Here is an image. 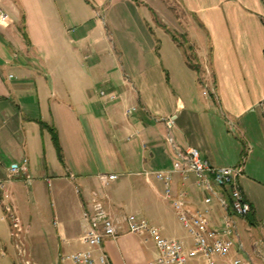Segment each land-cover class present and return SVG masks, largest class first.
I'll list each match as a JSON object with an SVG mask.
<instances>
[{
	"label": "crops",
	"instance_id": "crops-1",
	"mask_svg": "<svg viewBox=\"0 0 264 264\" xmlns=\"http://www.w3.org/2000/svg\"><path fill=\"white\" fill-rule=\"evenodd\" d=\"M1 3L12 23L0 28V198L18 215L31 203L26 213L52 216L55 262L64 261L62 238L72 252L87 248L82 211L94 200L120 224L101 247L112 264L150 260L143 245L152 241L128 231V213L192 247L164 184L144 174L171 168L189 147L218 166L241 159L255 211L241 179L247 157L264 153V0ZM228 124L255 144L237 160L223 153ZM14 163L25 166L16 176ZM111 173L108 184L99 177ZM172 188L201 205L192 174L174 173Z\"/></svg>",
	"mask_w": 264,
	"mask_h": 264
},
{
	"label": "built area",
	"instance_id": "built-area-1",
	"mask_svg": "<svg viewBox=\"0 0 264 264\" xmlns=\"http://www.w3.org/2000/svg\"><path fill=\"white\" fill-rule=\"evenodd\" d=\"M11 23L12 18L0 0V28H6ZM100 94H104V91L101 90ZM260 105L264 121V98ZM136 110V106H131L126 113L132 114ZM168 122L171 124L172 120L169 119ZM169 140L172 141L171 138ZM25 162L26 160L23 164ZM23 164L11 165L13 176L19 175L25 169ZM176 172L184 179L190 174L194 176L195 185L203 194L201 205L192 207L185 191L174 194L172 184ZM242 173L241 162L218 166L205 158L196 147L177 153L169 169L144 171L148 178L153 176L164 184V198L171 203L179 222L193 241V246L186 249L180 239L165 237L146 218L136 213H128L124 217L128 231L143 236L145 241L151 240L154 244L155 254L146 264H189L190 259L200 256L199 264H245L232 255L235 234L238 236L235 216H245L252 211V205L245 197L239 182ZM99 177L108 184L116 180L118 175L100 174ZM3 186L4 183L0 181V189ZM0 206L3 209V218L11 223L10 234L13 236L21 230L20 217L2 198ZM216 210L220 212L218 220L214 219ZM82 219L85 224L80 240L87 248L74 251L62 259L70 260L73 264H112L101 247L105 238L119 235V222L110 216L100 200H94L85 206ZM97 250L99 253L95 255ZM4 255L5 246L0 238V257ZM22 264L40 263L26 259Z\"/></svg>",
	"mask_w": 264,
	"mask_h": 264
},
{
	"label": "rangeland",
	"instance_id": "rangeland-1",
	"mask_svg": "<svg viewBox=\"0 0 264 264\" xmlns=\"http://www.w3.org/2000/svg\"><path fill=\"white\" fill-rule=\"evenodd\" d=\"M255 129L258 137H261L259 123L255 124ZM225 130L221 144L228 159H240L239 153L243 147L247 150L250 146L252 150L255 146L248 134L238 128L233 130L232 124H228ZM241 181L246 196L256 209L245 216H235L238 236L235 234L232 255L245 264H264V153H259L256 159L247 157L245 174ZM24 207L19 205L21 230L13 236L10 234V221L0 218V238L5 246V255L0 257V264H22L26 259L40 264H73L70 260L58 263L51 258L53 254L50 239L58 230L52 216L41 219L34 214L26 213V209L35 207L34 204L29 203ZM1 214L3 213L0 210ZM61 242L64 245L61 255L70 254L73 248L68 247L63 238ZM143 246L146 260L152 259L155 250L153 242L144 243Z\"/></svg>",
	"mask_w": 264,
	"mask_h": 264
},
{
	"label": "trees",
	"instance_id": "trees-1",
	"mask_svg": "<svg viewBox=\"0 0 264 264\" xmlns=\"http://www.w3.org/2000/svg\"><path fill=\"white\" fill-rule=\"evenodd\" d=\"M54 139L56 140V143H57V137H56V134H54ZM58 152H60V148L58 147ZM60 157H61V153H59Z\"/></svg>",
	"mask_w": 264,
	"mask_h": 264
}]
</instances>
